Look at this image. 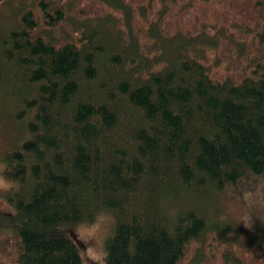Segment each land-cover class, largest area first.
<instances>
[{
    "label": "trees",
    "instance_id": "obj_1",
    "mask_svg": "<svg viewBox=\"0 0 264 264\" xmlns=\"http://www.w3.org/2000/svg\"><path fill=\"white\" fill-rule=\"evenodd\" d=\"M0 5V116L28 137L0 157V264H80L101 215L104 264H264L263 227L240 246L200 206L264 175V0Z\"/></svg>",
    "mask_w": 264,
    "mask_h": 264
},
{
    "label": "rangeland",
    "instance_id": "obj_2",
    "mask_svg": "<svg viewBox=\"0 0 264 264\" xmlns=\"http://www.w3.org/2000/svg\"><path fill=\"white\" fill-rule=\"evenodd\" d=\"M12 1L14 5L18 6L17 4L20 2L24 5H29L32 0ZM6 8L7 6L0 5L1 15L5 14ZM4 16L5 15H2L1 17L3 18ZM69 23L74 26H78L79 24V22L76 21H70ZM85 25L88 26L87 22ZM49 34L50 36L60 38V36L56 35L54 32ZM209 37H214L217 41L216 44H213L211 41L202 42L201 39V41L196 42L195 45L197 46L193 51L204 58V61L210 66L213 73H217L223 68V64L216 56L217 44L220 38H228V36L225 35L221 28H216L214 36ZM165 54L167 53L163 54L160 52L158 55L162 56ZM17 113L18 111L13 107L7 109L6 112L0 116V157L4 150L11 149L16 143L28 138L24 126H22L17 119ZM2 177L0 171V179H3ZM236 186V192L241 188L242 192L244 191L240 197L234 194V197H232V193H230V189H228L226 190L227 193L224 191L218 196L215 195L216 197L211 196L207 198L202 204H200V206L204 211L208 212L209 216H215L217 219L227 221L235 226L231 230L232 234L230 239L231 241L235 240L240 246H244L248 245L251 240L257 239L258 235L261 233V227L264 228V175L255 178H248L241 183L238 182V185ZM252 186H255L254 191L243 190L244 187L251 189ZM4 191L6 190H0V193H3ZM252 214L258 216L261 225H256ZM111 223V217L101 215L92 223L79 227L77 229L78 233L73 236L71 235L79 249V254L81 256L80 264H104V239L110 232ZM226 245L227 243L220 244L221 247H225Z\"/></svg>",
    "mask_w": 264,
    "mask_h": 264
},
{
    "label": "clouds",
    "instance_id": "obj_3",
    "mask_svg": "<svg viewBox=\"0 0 264 264\" xmlns=\"http://www.w3.org/2000/svg\"><path fill=\"white\" fill-rule=\"evenodd\" d=\"M9 187L8 183L3 180V179H0V190H7Z\"/></svg>",
    "mask_w": 264,
    "mask_h": 264
}]
</instances>
